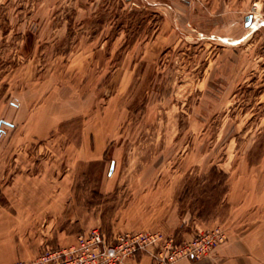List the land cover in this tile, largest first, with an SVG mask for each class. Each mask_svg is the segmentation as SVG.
<instances>
[{
  "label": "rangeland",
  "instance_id": "rangeland-1",
  "mask_svg": "<svg viewBox=\"0 0 264 264\" xmlns=\"http://www.w3.org/2000/svg\"><path fill=\"white\" fill-rule=\"evenodd\" d=\"M91 228L157 233L164 253L219 228L167 264L215 261L233 235L264 260V0H0V234L26 255L10 264Z\"/></svg>",
  "mask_w": 264,
  "mask_h": 264
},
{
  "label": "built area",
  "instance_id": "built-area-1",
  "mask_svg": "<svg viewBox=\"0 0 264 264\" xmlns=\"http://www.w3.org/2000/svg\"><path fill=\"white\" fill-rule=\"evenodd\" d=\"M159 234L146 232H121L107 236L99 228H91L79 233L75 240L56 248L43 249L34 259L21 264H122L129 257L143 251L153 256L151 264H167L178 255L179 257L199 258L225 240V234L217 228L211 233L198 234L188 242L175 245L169 253L149 250L151 243L159 241ZM170 245V241L168 243ZM173 247V246H171Z\"/></svg>",
  "mask_w": 264,
  "mask_h": 264
},
{
  "label": "crops",
  "instance_id": "crops-1",
  "mask_svg": "<svg viewBox=\"0 0 264 264\" xmlns=\"http://www.w3.org/2000/svg\"><path fill=\"white\" fill-rule=\"evenodd\" d=\"M48 227V224H46ZM42 241L46 244L52 241V236L55 235L54 241L57 244H65L74 239L72 233H66L63 229L46 228L43 230ZM37 236L39 240L40 237ZM40 241V240H39ZM244 236L236 237L235 235L230 236L228 241L221 245L215 256L217 260L202 259V260H191L182 259L171 264H264V260H261L257 256V247L248 243ZM16 246L12 248L9 246V238L3 237L0 234V264H10L15 261L19 256H26L24 250ZM135 262V261H134ZM132 260L124 262L122 264H135ZM140 263V262H139Z\"/></svg>",
  "mask_w": 264,
  "mask_h": 264
},
{
  "label": "trees",
  "instance_id": "trees-1",
  "mask_svg": "<svg viewBox=\"0 0 264 264\" xmlns=\"http://www.w3.org/2000/svg\"><path fill=\"white\" fill-rule=\"evenodd\" d=\"M216 174H218V175H222V176H223V177L221 178L220 183L224 185V184H225V180H226V174H225L224 172L220 171V170H219V172H218L216 167H212L211 170H210L209 175H210V176H214V175H216Z\"/></svg>",
  "mask_w": 264,
  "mask_h": 264
},
{
  "label": "water",
  "instance_id": "water-1",
  "mask_svg": "<svg viewBox=\"0 0 264 264\" xmlns=\"http://www.w3.org/2000/svg\"><path fill=\"white\" fill-rule=\"evenodd\" d=\"M249 17H250V15L246 16V19L249 18ZM110 167H111V169H112V167H113V162L111 163V166H110Z\"/></svg>",
  "mask_w": 264,
  "mask_h": 264
}]
</instances>
